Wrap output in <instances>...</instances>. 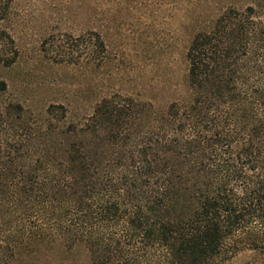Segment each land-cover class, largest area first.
I'll use <instances>...</instances> for the list:
<instances>
[{
	"label": "trees",
	"instance_id": "1",
	"mask_svg": "<svg viewBox=\"0 0 264 264\" xmlns=\"http://www.w3.org/2000/svg\"><path fill=\"white\" fill-rule=\"evenodd\" d=\"M16 1L0 0V23ZM205 6L164 107L115 92L81 115L49 107L65 129L0 140V264L34 242L83 244L93 264H264V0ZM87 42L60 61L111 68L101 37ZM17 58L0 27V69Z\"/></svg>",
	"mask_w": 264,
	"mask_h": 264
},
{
	"label": "rangeland",
	"instance_id": "2",
	"mask_svg": "<svg viewBox=\"0 0 264 264\" xmlns=\"http://www.w3.org/2000/svg\"><path fill=\"white\" fill-rule=\"evenodd\" d=\"M205 1L199 0V7L192 9L188 0H17L9 19L0 23L18 51L16 63L0 69V83L5 84V90H0V111L16 105L22 111L9 108L2 116L0 140L26 144L35 129L43 133L49 125L65 129L67 119L61 120L59 112L58 121L50 122L49 107L81 115L83 106L88 108L115 92L134 93L164 107L185 71L181 55L192 22L210 15ZM219 1L223 7L244 9L253 0H215ZM91 34L103 40L111 68L93 71L60 61L59 56L75 51L73 41L84 37L87 42ZM50 142L41 137L33 143ZM252 257L242 253L234 262ZM9 264L93 263L83 244L69 249L63 243L34 242L17 248Z\"/></svg>",
	"mask_w": 264,
	"mask_h": 264
}]
</instances>
